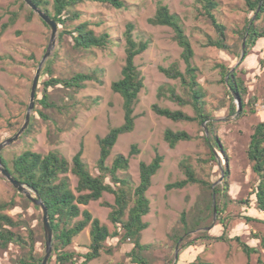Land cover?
Masks as SVG:
<instances>
[{"label":"rangeland","instance_id":"obj_1","mask_svg":"<svg viewBox=\"0 0 264 264\" xmlns=\"http://www.w3.org/2000/svg\"><path fill=\"white\" fill-rule=\"evenodd\" d=\"M49 1L52 2V0ZM218 1L217 18L227 27L228 41H235L237 40L236 30L244 25L251 14L246 10L244 0ZM125 2L124 8H114L91 1L68 8L69 12L80 14L74 23L88 21L97 34L108 31L115 41L105 50L90 48L82 53L76 52L71 48L70 41L66 39L62 42V46L58 47V29L56 42L50 55L42 64L39 78L46 62L53 58L54 51L58 47L56 61L53 63L54 76H67L79 70H96L102 83L88 81L85 87L78 92L55 89L52 97L60 105L61 110L42 108L51 118L43 119L35 112L34 107L30 121L32 114H37L35 130L26 134V128L16 141L3 147L0 154L9 160L26 149L40 153L57 150L70 159L82 142L84 161L93 172L99 155L98 137L103 136L110 126L118 125L123 120L122 98L111 89L110 85L120 76L125 58L122 32L126 23L132 22L135 38L146 40L149 43L148 48L135 59L143 76L144 87L135 105L137 115L135 127L131 132L119 136L108 162L110 163L117 153L127 154L131 144L136 143L139 152L131 156L126 173L133 183L137 184L139 162H149L155 151L163 155L162 165L153 175L152 184L147 191L150 211L143 217L149 225L142 232L141 242L152 244V248L146 251L151 264H165L167 258L175 255L176 246H172L168 235L177 225L180 213L183 210H191L200 193V188L196 184L180 189H165L166 183L184 177L179 162L185 156L191 157V164L199 175L204 178L210 176L216 184L224 179L223 176L220 180L224 168L229 170L224 184L228 187V196L223 198L222 204V207L226 208L223 213L226 215L224 220L229 222L227 235L230 237L238 235L243 241L258 249V253L252 255L250 264H264V247L260 245V239L254 237L255 233L264 236V222H246L240 217L250 215L264 219V216L253 204L252 207H247L238 202L249 195L253 181L245 149L252 126L263 117L264 40L257 42L244 61L237 64L239 59H234L229 54L206 45L208 36L214 38L215 35L205 19L197 18L196 0H125ZM158 2L167 4L170 11L179 17L193 46V63L201 74L200 83L206 92L207 109L218 118L217 133L226 154L225 156L216 154L218 166L206 160L207 148L202 142L200 137L202 132L196 122H174L155 114L150 108L151 104L156 102L160 106L182 109L192 114L189 106L179 107L167 98H157L161 85L175 86L177 92H181L178 81L166 77L159 67H166L178 61L180 68L184 69V63L180 59L181 48L173 39L172 29L148 22ZM30 9L24 0H0V30L1 24L8 20L11 12L18 13L16 21L0 32V143L18 131L24 122L31 83L50 40L51 29L44 24L36 12L33 11L31 20L26 19ZM220 63L236 65L238 74L249 90L247 97L253 103L252 106L247 105V113L243 117L237 118L236 114L229 115V100L223 106L225 90L220 81V66L218 65ZM46 76L47 74H42L41 79ZM88 101H92V104ZM14 121L19 125H16ZM15 127L18 129L14 131ZM166 128L186 130L194 138L180 141L171 148L163 139V132ZM119 174L124 175L125 173L119 172ZM68 176L74 187L76 178L70 173ZM16 190L0 171V201H14V207L6 212L15 219L21 217L24 224L33 229L36 233L35 251L40 254L43 250L42 233L44 234V231L40 229L42 212L30 200L29 202L24 200L20 195L22 193ZM103 200L112 203L113 195L105 193L101 199L91 201L87 205H80V208L88 209L93 216L113 230L114 226L108 219L110 208L101 205ZM229 214L234 216L227 219ZM217 217L215 213L212 224H210L212 227L207 230L209 235H220L223 232L222 225L217 223ZM89 228L87 226L75 236L68 248L76 250L77 253L85 252L90 242ZM21 233L24 236L27 234L24 228ZM43 238L45 241L44 236ZM116 243V238L107 241L111 247H116ZM131 246V243L126 242L110 252H102L98 258L92 259L87 264H129L125 253ZM23 251L14 244L9 245L7 250H0V264H12L22 255ZM196 259H203L211 264H246L247 261L246 255L234 240L227 243L203 238L198 239L195 245L184 249L177 247V258H174L175 263L173 264H188Z\"/></svg>","mask_w":264,"mask_h":264},{"label":"trees","instance_id":"obj_2","mask_svg":"<svg viewBox=\"0 0 264 264\" xmlns=\"http://www.w3.org/2000/svg\"><path fill=\"white\" fill-rule=\"evenodd\" d=\"M36 6L46 11L58 24V43L66 39L70 41L71 48L76 52H85L90 48L105 50L113 44L114 37L108 31L97 34L88 21L74 23L79 18L77 12H69L68 8L84 2H98L107 4L114 8H124L125 0H31ZM246 10L250 17L244 25L236 30L237 40L228 41L227 27L216 15L218 0H196L197 18L205 19L212 27L214 38L209 37L206 45L215 47L223 51L234 59H239L242 63L250 54L257 42L264 40V0H244ZM50 4V7H49ZM33 10L30 9L26 19L32 18ZM18 17L17 12H11L8 20L1 24L0 32L4 31L10 24H13ZM44 22V21H43ZM148 22L153 25L168 26L173 31V39L181 48L180 59L184 63V69L180 68L179 62L174 61L168 66H160L159 70L168 78L177 80L181 92H177L176 87L166 84L161 85L157 92V98H167L179 107L189 106L192 114L182 109H171L152 103V112L159 116L166 117L174 122H196L202 132L201 139L207 148V161H211L218 166L216 154L226 155L223 143L217 133L218 118L207 109L206 92L204 91L200 79L201 74L193 63L194 49L191 41L185 33L179 17L170 11L167 4L158 2L154 14L148 18ZM44 24H46L44 22ZM124 39V63L121 67L120 76L111 82V89L122 98L123 120L120 124L110 126L108 131L98 137L99 155L94 171L91 172L84 161V145L81 142L78 150L68 159L57 150H49L46 153L36 152L26 149L7 160L0 154L3 167L17 180L27 185L34 194L39 195L45 204L49 222L53 231V251L48 264H87L92 259L98 258L102 252H110L114 248H119L122 244L129 242L131 248L125 253L129 264H151V260L146 251L152 248L151 243H142L141 236L149 223L144 220V216L150 211V199L147 191L152 184L153 175L160 169L163 155L155 151L149 162L140 161L138 165V183L134 184L130 176L126 173L132 155L139 152L136 143L131 144L127 154L117 153L111 162L108 159L121 134L131 132L135 127V105L139 98V93L144 87L143 76L139 66L136 64V57L142 54L149 46L148 41L136 39L134 36V24L127 22L122 32ZM245 46H242L243 39ZM58 47L54 51L53 58H50L42 71L47 74L44 79L40 75L35 99V112L43 119H51L43 111L58 108L52 97L55 89L78 92L85 87L86 82L95 81L102 83L96 70L73 71L67 76H54L53 63L58 53ZM220 66V81L225 90L223 106L227 100L230 101L229 115L236 114L237 118L243 117L247 113V105L252 106V101L248 96L249 90L244 85L242 77L238 74L236 65L218 64ZM238 101V103H236ZM92 104V101H88ZM263 117L253 126L248 137V144L245 149L246 158L253 174L251 190L246 198L238 202L247 207L253 206L264 216V96L262 98ZM43 108V109H42ZM251 108V107H250ZM238 109V113H236ZM254 110L253 107L251 109ZM37 114H32V119L27 127L26 134L35 130V118ZM16 122V121H14ZM19 125L18 122L15 123ZM11 125V124H10ZM18 128L15 127L14 131ZM194 137L186 130H173L166 128L163 132V139L169 147L173 148L180 141L191 140ZM179 167L184 175L165 184L166 190L173 188H183L187 185L196 184L200 188V193L196 197L191 210H183L178 218L177 225L169 233V239L173 247L184 249L195 245L198 239H212L229 242L234 240L239 244L247 257L246 264H250L253 254L258 253V249L243 241L240 236H228L229 222L225 221L223 215L226 208L222 207L223 198L227 197V190L224 184L228 169L224 168V179L215 184L210 176L207 178L199 175L191 164V157L185 156L179 162ZM119 172H124L120 175ZM76 178L74 187L71 185L68 174ZM217 181V180H216ZM19 193V191L16 190ZM105 193L113 195V202L101 201V205L110 208L108 219L113 224L114 229L102 223L99 218L93 216L88 209H81L80 205H87L91 201H97ZM24 200L29 199L23 195ZM14 201H0V250H7L9 245L14 244L22 248V255L12 264H39L44 252L45 241L42 233L43 250L40 254L35 251V232L24 224L21 217L15 219L6 210L14 207ZM35 207H38L35 205ZM214 208L217 213V223L223 227L220 235H209L206 227L212 226L214 218ZM221 215V216H220ZM229 214L227 219H230ZM246 222H264V219L241 215ZM89 226L90 242L87 250L77 253L74 249H69L73 238ZM25 229L27 234L21 233ZM40 229L43 232L42 220ZM199 233V235H195ZM254 237L260 239V245L264 247V236L256 234ZM116 238V247L107 244L109 239ZM175 255L169 257L165 264L175 263ZM259 260V259H258ZM124 264V263H122ZM188 264H211L203 259L190 261Z\"/></svg>","mask_w":264,"mask_h":264},{"label":"water","instance_id":"obj_3","mask_svg":"<svg viewBox=\"0 0 264 264\" xmlns=\"http://www.w3.org/2000/svg\"><path fill=\"white\" fill-rule=\"evenodd\" d=\"M24 2L34 11L36 12L39 17L50 27V40L48 43V46L46 48V51L39 62L37 69L35 71V75L33 77L32 83H31V88H30V98H29V103L27 105L26 113L24 116V122L21 125V127L16 131L12 136L4 139L0 143V150L5 147L6 145H9L16 141L20 135L26 130L30 117H31V111L35 107V99H36V89H37V84H38V79H39V73L42 67L43 62L45 59L50 55L52 48L56 42L57 38V30H58V24L57 22L44 10L36 6L31 0H24ZM245 39H243L242 46H245ZM0 171L1 173L10 181V183L16 188L20 193L24 194L33 204L37 205L41 212H42V224H43V231H44V237H45V252L44 255L40 261L39 264H48L49 258L51 256L52 250H53V231L49 222V215H48V210L39 197V195L34 194V192L29 188L27 185L22 183L21 181L17 180L14 178L2 165L1 160H0ZM224 173L222 172V175L220 177V180L223 178ZM216 184V183H215ZM216 211L214 208V215ZM212 226H209L207 229H210ZM177 258V247L175 250V259Z\"/></svg>","mask_w":264,"mask_h":264}]
</instances>
